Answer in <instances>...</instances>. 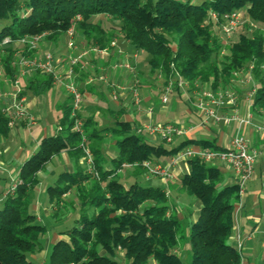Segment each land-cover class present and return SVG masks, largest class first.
<instances>
[{
	"label": "trees",
	"instance_id": "1",
	"mask_svg": "<svg viewBox=\"0 0 264 264\" xmlns=\"http://www.w3.org/2000/svg\"><path fill=\"white\" fill-rule=\"evenodd\" d=\"M236 10H245L249 22L259 29L252 31L246 23L245 33L223 45L205 21L210 12L222 15ZM77 16L80 20H75ZM100 16L104 19L95 21ZM112 23L117 24L118 33L112 32ZM71 26L86 48L103 50L121 38L135 51L147 54L151 73L166 78L173 65L191 86L234 89V74L245 72L252 63L256 91L251 110L264 113V72L259 68L264 65V0H203L199 4L191 0H0V92L18 76L14 60L24 49L21 39L38 36L42 42L57 44ZM33 55L34 51L25 50L24 56ZM51 86L49 75L35 71L22 80L21 95L44 93ZM70 113L69 98L57 122L59 130L41 140L21 166L14 192L4 198L0 264H34L30 256L40 252L46 229L29 213L31 196L39 183L38 173L63 151L73 160V172L60 174L45 191L50 204L59 206L75 189L79 215L75 225L63 233L65 239L53 244L48 264H118L119 255L129 264H185L175 253L185 242L190 254L186 264L240 263V255L230 246L239 188L234 182L225 183L217 167L192 158L186 162L188 171L178 179L179 189L201 204L187 239L181 235L184 222L171 212L166 193L137 182L146 174L143 162L163 163L191 146L217 149L214 142L179 137L172 144L156 142L136 134L134 124L122 120L120 113L108 129L99 130L91 119L81 118L84 145L93 155L98 174V179L91 178L79 165L83 143L72 131ZM8 130L7 119L0 114V137ZM102 134L110 136L118 150L113 158L103 152ZM123 165L132 166L135 172L128 182L118 176Z\"/></svg>",
	"mask_w": 264,
	"mask_h": 264
},
{
	"label": "crops",
	"instance_id": "2",
	"mask_svg": "<svg viewBox=\"0 0 264 264\" xmlns=\"http://www.w3.org/2000/svg\"><path fill=\"white\" fill-rule=\"evenodd\" d=\"M76 41L84 45L83 39L77 35ZM114 48H108L106 54H97L94 52H88L86 62L87 65L75 69V82L80 91L85 93L84 102L80 108V114L82 119H90L93 116V120L96 122L95 115L108 111V115L117 116L120 113L125 116V120L131 124L139 125L141 123L151 122L153 124H165L171 123L182 128L185 134L179 137L178 140L189 141H210L214 142L215 146L223 149L225 148L232 135L237 131L235 123L229 125H209L202 127L200 123L202 121V115L198 113L191 105L192 95L185 91H175L168 104L163 105L156 99L159 96V86L155 87L145 74L141 71V66L145 61L139 59L137 51L123 39L116 38ZM40 50L52 51L55 54L58 73L63 74L66 66L62 64L60 60H64L65 56L70 54L65 45V38L63 41L57 44H51L48 42L40 41ZM79 45V44H78ZM80 47L74 52L77 54ZM121 51V55L118 54ZM40 52V53H41ZM38 51V55H40ZM58 56L59 59H58ZM127 60L134 68V74L131 75L126 71H111L109 67L112 63ZM101 76H107V82L112 88L106 86L109 90L111 97L112 90L116 91L118 98L115 106L118 111H111L110 109L99 108V98L103 95L101 87L102 81L98 78ZM137 81L136 87L140 92V96L144 99L140 110L136 109L132 105L131 92L129 90L121 91L117 88H129ZM233 88L238 95L237 113L241 117H249L251 125H242L239 127L238 132L247 141L251 151L256 153V159L254 162L253 173L251 178L247 181L244 187V194L240 195L238 204L234 209V226L230 237V246L240 255L241 261L239 264H264V113L253 114L251 110V103L246 102L245 97L252 86H256L252 78H248L245 72L235 73L232 81ZM106 85V83L102 82ZM34 87V85H32ZM105 87V88H106ZM5 89V87L3 88ZM0 92V108L3 107L5 99L3 98V91ZM49 93L51 101L57 102L53 105L55 113H57L56 123L52 128H48L46 125L40 126L42 120L39 114H36L34 110L39 106L40 100L39 94L28 91L25 93V106L29 113L36 118V124L27 129L23 123H16L14 127L9 128L8 133L4 137H0V208L6 196L8 189L18 180V174L21 166L25 161L34 155L37 151L42 139L55 135L59 130L57 122L63 113V107L69 104V95L65 92L62 85H53L46 91ZM148 106L153 107V114L148 119L145 114V108ZM259 128V129H258ZM30 142L26 145V142ZM199 148L197 146H191ZM109 158H113L110 153L106 154ZM169 160L163 163H156V165L165 166ZM220 172L224 175L227 184L233 183L232 172L227 170L220 163H215ZM55 167V169H54ZM57 169V170H56ZM73 160L70 159L69 153L65 151L59 155L54 156L50 162L45 166V169L38 173L39 179L38 185L33 191L45 192L46 187L49 186L50 181H47L48 174L53 176L56 171H61L60 174L73 172ZM172 178L165 180L160 178H147L144 177V182L153 187L161 188L168 197L171 192L174 191L180 194L183 193L178 186V179L188 171L186 163H179L171 168ZM59 174V175H60ZM50 176V177H51ZM53 179V178H52ZM57 180V179H56ZM54 181V183L56 182ZM194 211L191 213L185 210V205H177L171 207V212L175 213L179 219L186 222L187 229L189 225L194 222L199 215L201 204L191 199ZM54 205L51 204L50 209H40V205L33 208L30 214L36 215V222L41 221L39 213L43 212L45 216L50 215L55 211ZM53 210V211H52ZM55 213V212H54ZM77 219V218H76ZM188 234V230H187ZM65 236L53 233L42 241L40 252L31 255L30 260L34 264H46L49 255V247L53 246L55 242L60 239H64ZM41 243V241H40ZM185 250L189 252V245L185 242L180 251H175L177 255L181 254V251Z\"/></svg>",
	"mask_w": 264,
	"mask_h": 264
},
{
	"label": "built area",
	"instance_id": "3",
	"mask_svg": "<svg viewBox=\"0 0 264 264\" xmlns=\"http://www.w3.org/2000/svg\"><path fill=\"white\" fill-rule=\"evenodd\" d=\"M75 20H80L77 16ZM248 23L252 31L259 29V27L253 23H250L246 11L236 10L222 15L210 12L208 14L205 25L210 26L217 38L222 42L223 45H227L237 34L238 30ZM264 31V29H263ZM76 31L71 26L65 33V45L69 50L70 54L67 55L64 61L66 69L63 74L58 73L57 64L53 53L50 51H43L38 55V45L42 40L41 37H26L19 41V44L24 47L21 49L15 60V65L18 68V76L15 80L8 85L9 90L3 92V98L5 99L3 107L0 108V114L7 119V127L12 128L16 123H23L24 126L29 129L36 124V118L29 113L25 106V96L21 95V84L22 80L25 79L29 73L38 71L44 75H49L52 79V84H60L63 86L65 92L70 98L71 113L70 117L73 120L72 131L78 133L82 139L81 149L83 156L80 162L85 164V172L91 178L98 179V174L94 166V158L89 149L84 145L86 139L83 132V124L79 118L80 108L83 104V93L80 91L75 82V69L87 65L85 61L88 52H94L97 54H106L108 48H114L115 42H110L108 48L103 50L98 49H85L83 44L76 41ZM79 44V45H78ZM80 47L77 54L74 52ZM25 50L34 51L33 57L24 56ZM121 55V51H118ZM225 54L223 48L220 55ZM254 65L250 63L245 71V75L251 78ZM260 70L264 72V65H261ZM170 74L168 77H162L163 84L159 86L160 102L166 105L170 101V96L175 91H185L192 95L191 105L194 109L202 115V121L200 126L205 127L209 125H229L235 123L237 131L232 135L228 145L223 148L208 149V148H194L188 147L174 157L170 158V161L165 166L156 165L150 162H143L142 167L145 169L147 178H160V179H171L172 173L171 168L178 165L179 163H186L192 158H197L199 161L207 164L214 165L220 163L227 170L232 172L233 182L239 188V195L244 194V187L247 181L251 178L253 173L254 162L256 159V153L251 151L247 141L238 132L239 127L242 125H251L249 117H241L237 113L238 95L234 89H216L212 90L198 83L189 84L187 80L182 78L170 65ZM123 70L133 75L134 68L128 63L127 60H121L115 62L111 67V71ZM1 78V77H0ZM99 81L106 83L107 76H101L98 78ZM137 81H134L129 88H117L121 91L129 90L131 92L132 105L140 110L143 103V98L138 94V88L136 87ZM256 91V86H252L245 100L248 103H253V96ZM118 95L116 91L112 90L111 99L116 101ZM145 116L150 119L153 114V107L148 106L144 111ZM259 129V128H258ZM134 132L136 134H145L149 136L153 141L159 139L165 144H172L176 138L181 137L185 134V131L176 126L175 124H153L151 122L141 123L139 125L134 124ZM131 167L130 165H123V167ZM16 182L8 189L6 195L12 194L15 190Z\"/></svg>",
	"mask_w": 264,
	"mask_h": 264
},
{
	"label": "rangeland",
	"instance_id": "4",
	"mask_svg": "<svg viewBox=\"0 0 264 264\" xmlns=\"http://www.w3.org/2000/svg\"><path fill=\"white\" fill-rule=\"evenodd\" d=\"M191 1L194 4H199L203 0H191ZM99 19L103 20L104 18L102 16H100V17H97L95 19V21H97ZM111 26L113 28L112 32L118 33L117 32L118 31L117 24L112 23ZM241 32H243V33L246 32V29L244 26H242L238 30V33H241ZM233 39L235 40L236 38H233ZM111 42H114V41H111ZM230 42L231 41H229V43ZM40 44L41 43H39V45H38L39 53L41 52ZM85 49L88 50L89 48L85 47ZM50 52L52 53V51H50ZM137 53H138L139 59L141 61H145L147 59V54L145 52H142L139 50V51H137ZM53 55H54V58H56L55 54H53ZM59 57L60 56H58V59H59ZM66 57L67 56H65V59L63 61L60 60L62 62V64H64ZM56 62L59 63L58 60ZM113 65H114V63L111 64V66L109 67V70H111V67ZM141 68H143V69H141V71L143 73L148 74L146 77L150 80V82L155 87L161 86L163 84V79H161L163 77V75L160 78L161 75L158 72L151 73V69H150L148 64L143 63ZM0 77H2V74H0ZM100 83H101L100 85H101L102 90H103V95L101 98H99V101H100V103H99L100 105H98L99 108L110 109L111 111H116V110L118 111L119 108H117L115 106L116 102H113V100L111 99V97L109 95V90H108L109 88L107 89L106 86H109L110 88H112V87L110 86V84L108 82H107V85H105V86H103L104 84H102V82H100ZM4 87H5V89H3L4 90L3 92L9 90L8 86H4ZM48 94L49 93L44 92L43 94H39L37 96L38 99L40 100V104L34 110V112L36 114H39L42 118V120L40 122V126L46 125L48 128H52L53 125L56 123L57 116H59V115H57V113H55V110L53 109V105L57 102V100L54 102L51 101L50 98H48L49 97ZM138 94L140 95L139 90H138ZM84 98H85V93L83 95V102H84ZM159 98H160V96H157L156 99L159 100ZM100 112L101 113H97L95 115V118L97 119L96 122L93 120V116H92V118H90L93 121L92 123H94L95 127L99 130L114 127V122L117 119L118 115L113 117L112 114H109V115L107 114L108 111H105L102 113V111L100 110ZM62 115H63V113H61V117H62ZM78 116L81 119L80 113ZM121 118H122V120L126 119L124 115H122ZM50 136H52V135H50ZM101 137H103L102 138L103 139L102 140L103 152L105 154L110 153L112 156H116L118 150H117L116 146L111 142L110 136L102 134ZM156 142H159V139H157ZM25 144L29 145L30 142L28 141ZM79 165L82 169H85L84 163L80 162ZM54 169H55V167H54ZM60 172L61 171L58 170L55 172V174L53 176H51L50 174L47 175V176H49L47 181L51 180L49 186L54 185V181L58 178ZM134 174H135V172H133V168L125 166V168H122V170L118 173V176H119V179L122 180V182H128L132 179V177H134ZM143 179H144V177L139 176L137 178V182L140 185H142L143 187L149 186V184L145 183ZM178 197H179L178 193H175L174 191L171 192L170 197H168V203H169L170 207H173V206L177 207V205L179 206V204L185 205V210H188L189 212L192 213L194 211V207H193L192 203H190V202H191V199H193V198L189 197L185 193L180 194L179 200H178ZM38 205H40L41 210L44 207L48 208V209L52 208L46 191L45 192L44 191L40 192V191H36V190L33 191L32 196H31L30 205H29V213H31L33 208L37 207ZM79 205H80V201L78 199V196L76 195V191H75V189H72L69 192V194H67L66 196H64L62 198V202L59 206H56V205L53 206L55 208V211H54L55 213L52 212L50 215H47V216H45L43 212L39 213V216L41 217V221H39L38 223L46 229L44 236L41 238V245H42V241L44 244V240L47 237H49L50 235H52L53 233L59 234L60 236H62L65 231L71 229L75 225V220H76V218H78V215H79V211H78ZM35 217H37V216L35 215ZM187 230H188L187 225H186V222L184 221L182 231H181V235L186 239H187ZM179 243H181V242H179ZM182 243H184V241H182ZM51 248H52V245H50V247H49V253L51 251ZM180 250L181 249H178L177 251H180ZM189 255H190L189 252L182 250L181 254L178 256H179L180 260L186 264L189 262V259H190ZM117 262H118V264H129V262L125 261L123 259V257H121L120 255L117 258ZM46 264H48V261H46ZM148 264H152V262H148Z\"/></svg>",
	"mask_w": 264,
	"mask_h": 264
}]
</instances>
